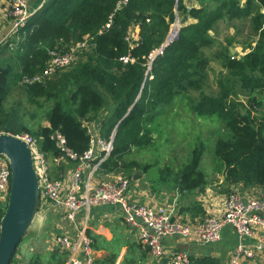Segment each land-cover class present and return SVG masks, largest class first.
Here are the masks:
<instances>
[{
	"label": "trees",
	"instance_id": "obj_1",
	"mask_svg": "<svg viewBox=\"0 0 264 264\" xmlns=\"http://www.w3.org/2000/svg\"><path fill=\"white\" fill-rule=\"evenodd\" d=\"M118 1L50 0L30 18L27 28L26 23L19 28L20 39L12 48L9 43L15 38L11 36L0 45V132L28 133L50 157L59 154L53 135L60 132L67 146L81 155L89 144L83 119L102 117L104 138L116 130L112 150L100 162L98 172H119L130 178V169L137 164L126 156L132 148L152 141L151 122L160 112L157 109L189 89H200L193 106L195 114L215 117L229 132L215 140L213 173L241 189L264 188V0H190L189 4L185 0H127L117 8ZM176 17L192 21L182 23L177 36L147 70L149 52L167 38ZM233 18L249 20L252 40L245 42L243 48L247 50L242 55L231 53L233 37L218 43L210 55L220 66L218 91L208 95L201 90V83L207 76L206 50L214 43L210 30L217 20ZM107 21L110 25L105 27ZM131 27L137 28V38L128 40ZM86 34L91 37V46L66 71L22 81L42 72L49 49L64 51ZM128 52L134 61L121 63L119 57ZM15 87L30 106L47 103L46 124L32 130L19 107L6 103L7 94ZM238 94L244 95L259 114H252ZM203 150V142H195L187 160L169 176L179 193L199 192L206 186L208 180L200 168ZM161 169L170 174L169 165ZM194 203L192 216L203 217L204 210ZM5 207L0 204V219ZM140 250V255L127 250L119 264H165V259L146 262V251ZM117 257L118 253L109 252L97 256L95 264H115ZM15 259L14 252L10 262ZM190 259L189 264H223L209 252L190 254ZM63 262L64 253L52 251L46 262L36 254L27 264Z\"/></svg>",
	"mask_w": 264,
	"mask_h": 264
},
{
	"label": "built area",
	"instance_id": "obj_2",
	"mask_svg": "<svg viewBox=\"0 0 264 264\" xmlns=\"http://www.w3.org/2000/svg\"><path fill=\"white\" fill-rule=\"evenodd\" d=\"M3 1L11 18V31L17 34L29 15L27 0ZM126 1L119 0L117 8ZM109 25L110 21H107L104 26ZM174 33L170 30L172 38H166L149 52L147 70L150 69L153 59L162 55L166 45L175 38ZM18 35L14 43H9L10 48L20 39ZM130 38H137L136 27L129 28L126 39ZM90 39L86 34L82 40L70 44L64 51L49 49V59L42 72L24 77L22 81L40 80L43 76L70 67L81 57L83 50L91 46ZM119 60L125 64L133 62L134 58L128 52L120 56ZM101 119L102 117L83 119L82 123L89 134V144L81 155H77L67 146L65 137L60 132L53 135L59 151L54 157L42 151L37 139L32 135L12 134L24 140L30 148L39 186L38 211L56 210L64 224L58 226L52 236L53 246L50 245L51 250L57 247L64 253V264H95L93 239L86 232L87 212L90 208L102 204L117 208L123 222L137 236L138 243L141 249L146 251L150 262L165 259V264H189L190 253L186 249L167 248L164 240L178 238L185 243L211 245L221 240L225 227L235 231L238 241L230 249L229 257L223 264H248L261 255L263 242L247 244L244 239L264 235V188L259 197L254 196L251 191H241L242 189L222 195L217 202L218 213L205 214L195 222L182 220L165 203L152 204L134 200L129 194L130 179L122 173H114L107 179L93 181L100 162L113 147L112 133L108 138L101 135ZM85 120L87 122H84ZM52 162L56 170H53ZM62 163L71 164L65 174L57 169ZM10 175L8 159L5 155H0V204L5 206L9 197ZM18 260L20 259L16 258L17 263L12 261L10 264H24Z\"/></svg>",
	"mask_w": 264,
	"mask_h": 264
},
{
	"label": "rangeland",
	"instance_id": "obj_3",
	"mask_svg": "<svg viewBox=\"0 0 264 264\" xmlns=\"http://www.w3.org/2000/svg\"><path fill=\"white\" fill-rule=\"evenodd\" d=\"M185 2L189 4L190 0H185ZM177 18L178 28L182 23L192 21L183 17ZM31 22L32 19H29L24 28H27ZM210 34L214 38V43L211 48L206 50L207 56L209 55V62L205 67L207 76L201 83L203 85L201 90L208 95H214L218 91L216 79L219 75L220 66L219 62L210 57V55L217 49L219 42L223 43L230 37L234 38V42L229 46L231 53L236 52L237 55H242L247 50L243 48V45L247 40H252V35L250 34V22L245 18L217 20L212 30H210ZM66 70L67 68H64L60 71ZM199 91L200 89H189L177 95L169 105L163 106L162 109L160 107L157 109L160 112L158 115H155L151 122L152 141L143 147L132 148L126 156L127 160L135 161L137 164L136 167L130 169V172L133 174L130 177L131 179L136 180L140 185H144L149 190L163 188L169 189L171 193H175L177 189L174 188V182L171 177L183 162L187 160L193 144L201 140L204 150L200 161V168L205 172L210 184L215 182L217 174L212 171L215 160V140L217 137H226L229 132L222 128L220 122L215 117L198 116L195 114L193 106L199 99ZM256 96L260 97L258 94ZM238 98L245 103L247 109H250L252 114H259L258 109L247 103L244 95L238 94ZM6 103H13L19 107L20 112L23 114L24 122L32 130H35L41 124L47 123L45 120V114L48 109L47 103L41 107L30 106L23 100L20 90L16 87L12 88L7 94ZM262 107H264V104ZM84 122L87 121L85 120ZM51 165L53 170H56L53 162ZM166 165H169L171 168L170 174L163 172L161 169ZM70 166V163H62L57 169H60L65 174ZM102 178L105 179L107 177L104 176ZM252 192L254 196L259 197L263 189L252 190ZM181 219L188 221L187 219H183V217ZM59 221V214L56 210L43 213L39 209L30 227L15 249V258L22 259L20 262L27 264V262H30L31 257L37 254L40 256L41 261L46 262L52 251L62 253L57 247L51 250L50 245L52 244L49 241L53 231H57L58 226L64 225L62 221ZM54 223H60V225H56L53 228ZM213 245H216L218 257L221 259V263H224L228 257L227 246L222 242H217ZM193 248L198 253H206L212 250L211 246L203 247V245L201 246L198 243H194L190 247V249ZM14 261L16 262V259Z\"/></svg>",
	"mask_w": 264,
	"mask_h": 264
},
{
	"label": "crops",
	"instance_id": "obj_4",
	"mask_svg": "<svg viewBox=\"0 0 264 264\" xmlns=\"http://www.w3.org/2000/svg\"><path fill=\"white\" fill-rule=\"evenodd\" d=\"M48 1L50 0H27V3L28 6L32 4V12H37L41 8V6L45 4V2L47 4ZM11 25V18L7 14L6 5L3 0H0V45L5 43L10 36L11 39H16V36L18 34L12 33ZM112 174L113 173L101 174L97 171L94 173L93 181L96 182L102 180V177L104 176L108 178ZM215 179V182L212 184H210L208 181L202 191L183 193H179L178 191H176L175 193H171L169 189L163 188H159L158 190L150 188L153 190L152 191L147 189L144 185H140L136 180L131 179L129 194L132 199L139 202H148L152 204L165 203L166 205L170 206L176 213V215H178L180 218L183 217V219L195 222L200 219V216H192V214L196 212L197 205L196 203H194V201L198 202V204L202 207V209L204 210V214H217V202L219 198L231 191L241 189V186L239 184H227L221 175L217 174ZM252 190H260V188H242L241 191L252 192ZM51 210L53 209H49V211ZM49 211L43 213H48ZM87 215L88 221L86 232L91 238H95V242L93 243L95 246L94 250L96 257L109 252H115L118 253L115 264H119L121 262L120 260H122L123 255L127 252V250H130L134 255L141 254V247L139 248L137 236L128 229L116 207L108 206L105 204L96 205L88 210ZM56 224L57 223L53 224V228L56 227ZM55 232L56 231H53L51 237L49 238L51 244L52 236L55 234ZM263 236L264 235H258L252 238H246L244 242L247 244H254L261 241L264 243V238H262ZM237 241L238 237L235 234V231L232 228L225 227L222 233V238L218 242H222L225 246H227V256L229 257L230 249ZM164 244L167 248L176 247L186 249L190 254H201L198 253L194 248L190 249V247L194 245V243H185L183 242V240H180L178 238H166L164 240ZM209 246L212 247V250H210L209 253L218 256L216 245H203V247ZM144 259L146 262H150L148 256H146ZM254 259V261L248 264H264V247L261 255H258ZM21 260L22 259L18 261Z\"/></svg>",
	"mask_w": 264,
	"mask_h": 264
},
{
	"label": "water",
	"instance_id": "obj_5",
	"mask_svg": "<svg viewBox=\"0 0 264 264\" xmlns=\"http://www.w3.org/2000/svg\"><path fill=\"white\" fill-rule=\"evenodd\" d=\"M28 11L25 23L36 13L32 12V4L28 6ZM177 21L176 17L172 25L177 26ZM177 33L178 28L175 29L173 37ZM171 38L169 34L167 39ZM115 130L116 127L112 137ZM0 155L7 157L11 173L9 197L0 219V264H10L17 245L38 212L39 186L32 165L31 151L24 140L10 133H0Z\"/></svg>",
	"mask_w": 264,
	"mask_h": 264
},
{
	"label": "bare ground",
	"instance_id": "obj_6",
	"mask_svg": "<svg viewBox=\"0 0 264 264\" xmlns=\"http://www.w3.org/2000/svg\"><path fill=\"white\" fill-rule=\"evenodd\" d=\"M175 32V24L173 25V28H172V33Z\"/></svg>",
	"mask_w": 264,
	"mask_h": 264
}]
</instances>
